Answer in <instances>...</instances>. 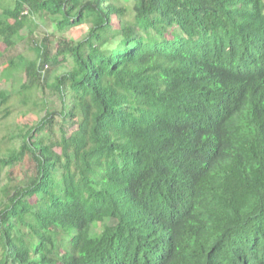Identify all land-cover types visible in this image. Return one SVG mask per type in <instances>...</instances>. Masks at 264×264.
Returning <instances> with one entry per match:
<instances>
[{"label":"trees","instance_id":"trees-1","mask_svg":"<svg viewBox=\"0 0 264 264\" xmlns=\"http://www.w3.org/2000/svg\"><path fill=\"white\" fill-rule=\"evenodd\" d=\"M32 16L0 264H264V0H0V59Z\"/></svg>","mask_w":264,"mask_h":264},{"label":"rangeland","instance_id":"rangeland-1","mask_svg":"<svg viewBox=\"0 0 264 264\" xmlns=\"http://www.w3.org/2000/svg\"><path fill=\"white\" fill-rule=\"evenodd\" d=\"M21 33L23 35L22 39L18 41L16 46L12 49H10L5 56L0 59V63L2 61H5L6 59L12 58L16 62L19 63L18 59L21 57V63H26L27 60H30L31 58L35 57V42L39 41L42 37L53 34L56 36L59 34V32L56 30L54 22L51 21L49 18H31L27 25L21 30ZM74 34H71L73 36ZM1 73V68H0ZM55 71L53 70L51 75L54 74ZM14 80H5L0 75V88H4L6 90H10L11 88H16L19 85V82L24 78V75L21 74V69H16V71L13 74ZM37 92V91H36ZM36 95L39 97L42 95L41 92H37ZM13 101L17 103L16 97L13 98ZM43 101L41 98L39 100V103ZM40 107V105H39ZM37 107L36 111L33 115L35 117H40L44 112L43 110L39 109ZM25 110V107H22V109L14 111L9 117L6 119L0 121V147L4 149L5 140L9 133H16L18 132V129L23 127V123L26 120L23 115V111ZM16 175L17 179H21L25 176L24 172L18 170L17 168L14 170V174ZM5 180V179H4ZM6 181V180H5ZM4 182V181H3Z\"/></svg>","mask_w":264,"mask_h":264},{"label":"built area","instance_id":"built-area-1","mask_svg":"<svg viewBox=\"0 0 264 264\" xmlns=\"http://www.w3.org/2000/svg\"><path fill=\"white\" fill-rule=\"evenodd\" d=\"M23 13H24V14H28L29 12H28L27 10H24ZM32 18H34V17L32 16ZM47 67H48V65H47V64H44V65H43V69H41L40 72H41V73H44V70H45Z\"/></svg>","mask_w":264,"mask_h":264},{"label":"clouds","instance_id":"clouds-1","mask_svg":"<svg viewBox=\"0 0 264 264\" xmlns=\"http://www.w3.org/2000/svg\"><path fill=\"white\" fill-rule=\"evenodd\" d=\"M35 18V17H34ZM33 19V18H32Z\"/></svg>","mask_w":264,"mask_h":264}]
</instances>
